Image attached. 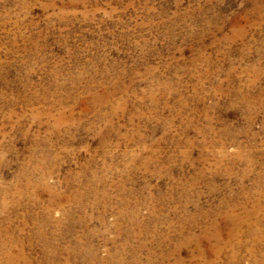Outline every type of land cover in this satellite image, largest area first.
<instances>
[{
	"label": "rangeland",
	"instance_id": "obj_1",
	"mask_svg": "<svg viewBox=\"0 0 264 264\" xmlns=\"http://www.w3.org/2000/svg\"><path fill=\"white\" fill-rule=\"evenodd\" d=\"M0 264H264V0H0Z\"/></svg>",
	"mask_w": 264,
	"mask_h": 264
}]
</instances>
